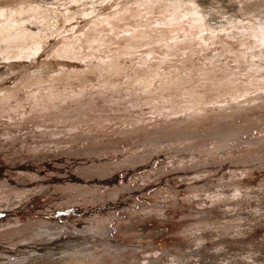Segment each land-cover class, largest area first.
Instances as JSON below:
<instances>
[{"label":"rangeland","instance_id":"rangeland-1","mask_svg":"<svg viewBox=\"0 0 264 264\" xmlns=\"http://www.w3.org/2000/svg\"><path fill=\"white\" fill-rule=\"evenodd\" d=\"M0 264H264V0H0Z\"/></svg>","mask_w":264,"mask_h":264}]
</instances>
